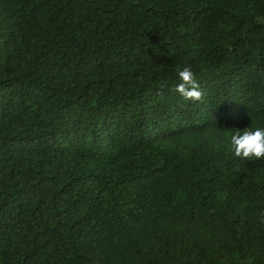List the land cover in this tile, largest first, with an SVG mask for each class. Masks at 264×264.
<instances>
[{
	"label": "trees",
	"instance_id": "16d2710c",
	"mask_svg": "<svg viewBox=\"0 0 264 264\" xmlns=\"http://www.w3.org/2000/svg\"><path fill=\"white\" fill-rule=\"evenodd\" d=\"M256 128L264 0H0V264H264Z\"/></svg>",
	"mask_w": 264,
	"mask_h": 264
},
{
	"label": "clouds",
	"instance_id": "9594fccd",
	"mask_svg": "<svg viewBox=\"0 0 264 264\" xmlns=\"http://www.w3.org/2000/svg\"><path fill=\"white\" fill-rule=\"evenodd\" d=\"M180 83L175 87L184 100L201 101L203 92L197 82L195 74L190 67H183L178 71ZM231 148L235 157L243 160L255 158L264 160V128L255 130L237 131L230 137Z\"/></svg>",
	"mask_w": 264,
	"mask_h": 264
}]
</instances>
